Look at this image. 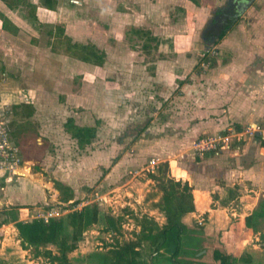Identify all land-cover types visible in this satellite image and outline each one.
<instances>
[{"label":"crops","instance_id":"crops-1","mask_svg":"<svg viewBox=\"0 0 264 264\" xmlns=\"http://www.w3.org/2000/svg\"><path fill=\"white\" fill-rule=\"evenodd\" d=\"M2 5L7 13L9 11L15 15L13 22L20 20L28 24L4 3ZM38 11V16L42 18L55 10L41 6ZM261 13L264 14L263 9ZM242 14L243 8L236 20ZM262 22L260 38L245 40L244 45L235 37L231 38L236 31V23L231 25L226 35L217 42L201 39L197 48H201L202 52L207 47L217 50L216 55H205L207 57L203 58L199 56V50L193 52L197 41L191 39H185L181 43L179 40H168L165 43L168 45V52L177 48L176 51L180 54L152 61L147 56L139 55L118 56L113 59L109 51H106V46H100L94 39L81 41L73 38L83 43L93 42L107 52L103 65L74 58L79 67L84 69L79 75H75L77 78L82 75L83 86L76 91L72 87L70 89V94L79 97L82 92L91 89L89 87H92L96 80L106 84L103 85L104 89L101 88L100 109H93L98 115L96 119L100 118L101 126L98 127L94 142L83 149L78 146L77 140L62 128L61 137L67 141V138H72L73 143H76V147L82 152L77 153L72 149L73 146L66 148L54 134L48 133L47 125L40 122L38 128L41 137L50 136V140L57 146V160L63 167H53L52 173L63 186L57 187L59 195L55 198L47 194L41 184L27 174L2 176L0 264H25L22 257L28 255L29 246H34L25 242L19 223L38 219L37 215L47 210L48 201L52 204L57 202L64 207L68 205L82 209L93 202L92 198H80L89 193L94 184H98L102 192L109 190V187H113L111 184H117L122 177H130V174L133 176L134 173L137 176L129 178L128 181L142 177L148 184L153 185L154 180L150 175L145 176L147 169L142 166L152 157L167 161L171 176L191 186L195 210L190 213V217L198 223L199 219L203 218L206 243L210 240L218 242L220 245L216 244L214 248L235 255L249 250V242L254 238L259 240L262 231L260 227H248L246 217L264 205V20ZM188 31L191 32L190 27ZM228 36L230 38L227 39ZM2 59L10 64L5 58ZM205 63L207 65L204 66ZM112 78L117 79L115 87L107 84ZM9 84L12 92L7 94L9 97L4 100L13 102L11 126L13 107L23 101L18 99L20 93L17 95L13 91L23 88H15V85ZM105 88H111L112 92L103 91ZM114 104L116 107H113ZM93 124L94 122L82 125ZM247 127L260 128L261 132L257 131L254 136H247L243 140L232 138L231 149L220 153L195 155L191 152L193 142L199 137L225 133L229 128L240 131ZM124 129L127 131L122 135H115L116 131ZM12 131L14 133V128ZM66 154L69 156H65ZM46 157L47 160L56 159L54 156ZM111 160L116 163L111 164ZM32 169L36 171L33 165ZM179 171L182 173L179 174ZM40 176L48 181L43 173ZM97 176L100 178L97 179ZM152 185L145 194V202L150 205L149 214H145L163 224L166 222V216L158 206L162 192L156 185ZM62 189H67L72 194L69 201L62 200ZM97 190L94 193L98 192ZM9 211L15 213L14 217L5 220L11 217L7 214ZM261 222L264 223V219ZM107 227L108 223L102 211L98 222L85 230L84 239L69 254L71 264H109L106 254L114 245L107 241ZM64 230L68 235L73 233V228L67 222ZM101 242L104 243L103 247L99 246ZM24 246L25 249L22 250ZM254 248H257L256 244ZM39 249L58 253L52 244L39 246ZM155 255L150 256V264H166L168 261V252L161 257ZM26 264H29V258Z\"/></svg>","mask_w":264,"mask_h":264},{"label":"rangeland","instance_id":"rangeland-1","mask_svg":"<svg viewBox=\"0 0 264 264\" xmlns=\"http://www.w3.org/2000/svg\"><path fill=\"white\" fill-rule=\"evenodd\" d=\"M60 2L58 9L52 11V14L44 13L45 15L42 16L41 20L47 26L43 30L38 31L29 23L26 24L20 20L17 22L18 24L13 22L12 18L14 19L15 15L9 11L7 13V10L2 5L3 2L0 1V9L4 14V17L0 18V62H2L0 63V69L5 65L15 76H10L12 79H9L7 75L6 82H3V76H0V98L7 99L9 97L7 94H11L12 92V88L10 89L9 87V83H11L15 85V88L17 86L25 88L23 90L14 89L13 92L15 94L19 95L20 93L18 99L23 100L28 98L35 106V113L33 116L30 115L27 120L17 115L16 111L13 114V127L11 128H14V132L23 128L25 130L21 139L22 142L18 137H12V139L14 142L19 140V142L17 141L18 143H15L20 147L21 160L30 159L26 161L25 166L21 167L20 170L25 167H28L29 170L31 169L30 171H32L34 176L31 179L38 181L45 192L55 198L59 195L57 187L63 185L59 184L61 182L52 173L54 172L52 169L53 167L54 169L62 168L63 164L57 160L56 144L50 140V136L42 138L38 126L40 127L41 123L47 125L46 131L54 134L55 138L60 140L65 147L73 146V150L75 149L77 153H82L76 147L77 144L73 143L72 138H67L68 141L62 138V128H64V124L69 117H76L75 120L78 123L80 122L79 124L94 122L93 125H95L97 121H100V118L96 119L98 115L93 109H100L101 88L104 89L103 85L105 83L101 84L100 80H96L91 85L92 87H89L91 89L87 90V92H82V96L78 97L70 94L71 87L75 91L79 88L82 89L83 77L80 75L77 78L75 75H79L80 71H84V69L79 67L78 62L74 58L71 59V56L52 51L51 38L46 31L48 24L63 25L66 33L74 39L81 41H86L90 38L94 39L100 46H106V51H109L110 57L113 59L118 56L129 57L139 55L147 56L150 60L155 61L164 56L179 55L180 52L176 51L177 48L168 52V45L165 43L168 40L175 42L179 40L181 43L185 39L197 41L193 52L199 50V53L201 52L199 56L203 58L205 55L211 56L216 55V53H213L212 49L210 50L208 47L202 52L201 48H197V44L201 42V39H205L204 29L214 17L215 10L227 4V0H60ZM250 2V5L244 9L243 14L235 21L236 31L231 36V38L235 37L238 41L243 42V45L245 40L260 38L261 32L259 30L264 20V14L261 13V10H264V0H250ZM32 3L36 5L34 9L38 15L39 7H41L39 0H32ZM189 27L191 32L188 31ZM135 29L138 32H135ZM147 32H152L158 40H147ZM145 43H148L152 47L149 49V52L144 48ZM68 56L71 58H68ZM2 58H5L10 64L5 63V60ZM203 65H207V63ZM204 66L203 68H205ZM116 83L117 79L112 78L107 84L110 87H115ZM103 91L112 92V89L105 88ZM113 95L115 96V94ZM113 107H116L115 104ZM99 126H101V122L98 123L97 127ZM126 129L121 130L122 132L116 131L115 135H122L123 132L127 131ZM157 129L156 131H158ZM39 138L41 139L39 140ZM46 156H54L56 159L54 161L50 160V158L47 160ZM65 156L69 155L66 154ZM147 161L142 165L143 167H147L146 165L149 162ZM163 162H165L164 159L162 160ZM110 163L115 164L116 161L111 160ZM32 165L40 174L43 173L48 181H45L39 173L34 171ZM20 170L19 173L24 174ZM149 173L146 170L145 176H149ZM181 173L179 171V174ZM5 174L10 175L11 173L6 172ZM130 175V177H122L117 182L118 185L111 184L113 187H109V190L102 192H100L102 188H98V184H94L92 190L87 193L88 195H94L90 197L85 194L80 198V200H90L91 198L92 200H96L97 193L108 198V201L100 199L94 202L100 203L102 208L111 211L116 216H123L121 231L116 232L115 240L117 238L118 240L122 239V241L133 239L135 237L134 232H137L134 229L131 230L133 222L135 225H139L136 217L142 216L145 213L149 214L150 212V205L145 202V194L152 184H148L149 182L142 177L141 179L128 181L129 178L137 176L135 173L133 176L132 174ZM99 178L100 176H97V179ZM1 179L2 176H0V188L2 187ZM121 183L123 185H119ZM155 185L156 182L154 180L152 186L156 187ZM96 189H98V192L94 193ZM48 203L47 210L53 207L60 210L65 209L63 205H59L57 202L56 204H52V202L48 201ZM122 205L126 206L122 207ZM66 209L68 210L62 216L78 208L70 206V208ZM7 214L11 217L5 220L13 218L15 213L9 211ZM260 228L262 231L261 235H259L260 239L254 238L253 241H250L249 243L252 248L249 247L248 249L256 255L261 257L263 255L264 257V225H261ZM115 244H112V246ZM206 244L209 248H214L216 244L220 245L213 240H210ZM255 244L257 248H254ZM24 249L25 246L22 250ZM43 251L47 253L48 250ZM38 252H42L41 249L34 246V253L37 254ZM22 254L24 255L23 252ZM171 254L172 251L168 252L166 264H174L170 261ZM150 256L151 251L144 253V259L149 264L151 260ZM261 257H258V259ZM22 259L25 264L28 263V255L22 257ZM38 261L39 264L49 263L40 259ZM261 263L264 264V259ZM254 264L260 263L256 262Z\"/></svg>","mask_w":264,"mask_h":264},{"label":"trees","instance_id":"trees-1","mask_svg":"<svg viewBox=\"0 0 264 264\" xmlns=\"http://www.w3.org/2000/svg\"><path fill=\"white\" fill-rule=\"evenodd\" d=\"M1 1L8 9L16 12L38 31L46 28V23L35 12L36 5L32 3V0ZM236 1L238 0H227L225 6L218 8L205 29L204 38L207 41H219L235 23L241 10L238 9ZM60 3V0H39V5L52 10H57ZM3 17L4 14L0 11V18ZM46 31L51 38L52 51L64 53L95 65L105 63L107 52L104 49L99 48L93 42L74 41L66 33L63 25L48 24ZM134 31L138 32L137 29ZM146 38L147 40H158L152 32H147ZM144 48L149 52L152 47L145 43ZM3 74L15 77L5 65L0 69V76ZM22 88L25 89L23 86ZM15 111L17 115L27 120L30 115L33 116L35 113V106L31 101L23 99L20 104L14 105L13 112ZM98 123L100 121H97L95 125H82L77 123L74 117H69L64 124V129L77 140L78 146L83 149L96 139ZM24 130V128L19 129L14 132V136L12 131V137H18L21 141ZM17 141L19 142V140ZM149 175L155 180L158 190L162 192L158 206L165 214L166 222L160 224L155 218L146 214L137 216V222L141 226L140 231L134 232L133 239L116 241V244L106 254V261L109 264H149L144 259V253L147 251H151V255L156 254L159 257L165 256V252L172 251L170 261L174 264H254L256 262L262 264L263 255L262 257L258 256L247 249L242 254L235 255L226 250L222 251L220 248H209L205 239V224L198 223L190 217V213L195 210L192 188L187 182L182 183L181 180L171 176L168 162L161 163L157 171L150 172ZM62 190V200L69 201L72 194L67 189ZM102 211L108 223L106 233L120 232L123 216L114 215L97 202L87 204L80 210L71 211L66 215V219L64 216L52 218L49 221L34 219L26 223H19V229L25 242L36 248L43 245H54L58 253L53 254L52 250H48L46 253L52 261L58 264H71L69 254L84 239L85 230L98 222ZM262 219H264V205L257 212L247 216L246 223L248 227L257 229L264 225L261 222ZM66 222L73 228L72 235L65 233ZM204 250L205 252L202 253ZM258 257L261 258L258 259Z\"/></svg>","mask_w":264,"mask_h":264},{"label":"built area","instance_id":"built-area-1","mask_svg":"<svg viewBox=\"0 0 264 264\" xmlns=\"http://www.w3.org/2000/svg\"><path fill=\"white\" fill-rule=\"evenodd\" d=\"M213 53H217L216 48H212L211 50ZM3 82L7 80V75L3 74ZM29 100L28 98H26ZM12 102L10 100H4L0 99V176H4L6 172L11 173V175H22L18 172V169L25 166L26 161L21 160L20 157V147L13 141L12 139V128L10 126V123L12 122ZM257 131L261 132L260 128H254V127H247L243 130L238 131L234 128L227 129V132L225 133H216V134H208L203 137L197 138L192 146H191V152L195 155H203L205 153L209 152H215L220 153L225 150L231 149V140L232 138L236 137L238 140H243L247 136H254ZM162 161L158 157H152L148 164L146 169L148 171H155L160 163ZM113 192V191H112ZM97 198L94 201L105 200L108 201V198L106 196H101L100 193L96 194ZM126 205H122V207H125ZM70 208V206H65L64 210H60L58 208H52L50 210H45L42 213L37 215L38 219H44L45 221H49L52 218L60 217L64 214V212ZM131 221V219H129ZM200 223H203V218L199 219ZM135 230L137 232L140 231L141 226L135 225L133 222V226L131 230ZM115 234L116 232H109L107 236V241L109 243L115 244ZM118 239V238H117ZM100 246L103 247L104 243H100ZM34 247H28V258H29V264H39L38 259L42 261L49 262L48 264L54 263L52 261L51 257L42 251L33 253ZM55 264V263H54Z\"/></svg>","mask_w":264,"mask_h":264},{"label":"flooded vegetation","instance_id":"flooded-vegetation-1","mask_svg":"<svg viewBox=\"0 0 264 264\" xmlns=\"http://www.w3.org/2000/svg\"><path fill=\"white\" fill-rule=\"evenodd\" d=\"M250 0H238L236 1V5L238 6V9H242L244 7V5L249 2ZM241 11V10H240ZM239 14V13H238ZM238 16V15H237Z\"/></svg>","mask_w":264,"mask_h":264},{"label":"bare ground","instance_id":"bare-ground-1","mask_svg":"<svg viewBox=\"0 0 264 264\" xmlns=\"http://www.w3.org/2000/svg\"><path fill=\"white\" fill-rule=\"evenodd\" d=\"M20 169H18L19 172ZM21 173L27 174L30 178H33V174L32 172L29 170L28 167L23 168L22 170H20Z\"/></svg>","mask_w":264,"mask_h":264},{"label":"water","instance_id":"water-1","mask_svg":"<svg viewBox=\"0 0 264 264\" xmlns=\"http://www.w3.org/2000/svg\"><path fill=\"white\" fill-rule=\"evenodd\" d=\"M251 2H247L246 5L243 7V11L246 8V6L250 5Z\"/></svg>","mask_w":264,"mask_h":264}]
</instances>
